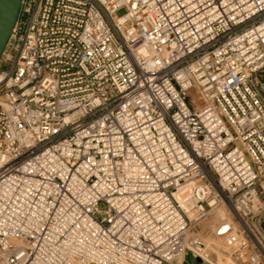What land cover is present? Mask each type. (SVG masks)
<instances>
[{
	"label": "built area",
	"instance_id": "obj_1",
	"mask_svg": "<svg viewBox=\"0 0 264 264\" xmlns=\"http://www.w3.org/2000/svg\"><path fill=\"white\" fill-rule=\"evenodd\" d=\"M217 206L222 243L264 264V0H21L0 264H184Z\"/></svg>",
	"mask_w": 264,
	"mask_h": 264
},
{
	"label": "rangeland",
	"instance_id": "obj_2",
	"mask_svg": "<svg viewBox=\"0 0 264 264\" xmlns=\"http://www.w3.org/2000/svg\"><path fill=\"white\" fill-rule=\"evenodd\" d=\"M123 12V9H119L116 14L121 15ZM218 209H222L229 217L227 208L217 206L204 217L193 221L194 223H192L188 233L191 241L190 247L196 251L194 245L198 244L202 248L205 247V253L203 252L201 256H198L192 250H188L184 258V264H246L241 262L222 243L217 227L224 219L217 216L216 211ZM189 216L192 217L193 214L190 213Z\"/></svg>",
	"mask_w": 264,
	"mask_h": 264
},
{
	"label": "water",
	"instance_id": "obj_3",
	"mask_svg": "<svg viewBox=\"0 0 264 264\" xmlns=\"http://www.w3.org/2000/svg\"><path fill=\"white\" fill-rule=\"evenodd\" d=\"M21 0H0V56L13 31Z\"/></svg>",
	"mask_w": 264,
	"mask_h": 264
},
{
	"label": "bare ground",
	"instance_id": "obj_4",
	"mask_svg": "<svg viewBox=\"0 0 264 264\" xmlns=\"http://www.w3.org/2000/svg\"><path fill=\"white\" fill-rule=\"evenodd\" d=\"M188 190V188L186 187L184 190H182V191H178V192H176L175 193V196L179 199V200H183L184 199V197L187 195V193H186V191ZM190 214V213H189ZM216 214H217V216L219 217V218H221V219H224V221L221 223V224H223L224 226L225 225H227L231 220H230V218L229 217H227V215L225 214V212L222 210V209H218L217 211H216ZM226 227V226H225ZM217 246V245H216ZM200 247V246H199ZM201 248V247H200ZM205 247H203L202 249V253H200V255L201 254H203V252L205 253V249H204ZM196 250V249H195Z\"/></svg>",
	"mask_w": 264,
	"mask_h": 264
}]
</instances>
